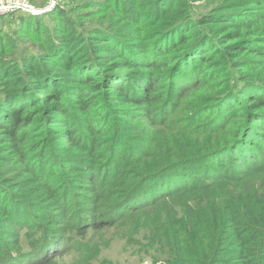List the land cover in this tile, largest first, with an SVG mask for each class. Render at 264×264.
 I'll use <instances>...</instances> for the list:
<instances>
[{"label": "trees", "instance_id": "trees-1", "mask_svg": "<svg viewBox=\"0 0 264 264\" xmlns=\"http://www.w3.org/2000/svg\"><path fill=\"white\" fill-rule=\"evenodd\" d=\"M65 1L8 13L0 264H264V0Z\"/></svg>", "mask_w": 264, "mask_h": 264}, {"label": "rangeland", "instance_id": "rangeland-1", "mask_svg": "<svg viewBox=\"0 0 264 264\" xmlns=\"http://www.w3.org/2000/svg\"><path fill=\"white\" fill-rule=\"evenodd\" d=\"M41 1H44L43 5L41 4L42 6L39 5ZM67 1L69 0L65 2ZM50 2L54 4L56 0H34L33 3L35 5L28 0V3L35 8H45ZM2 15L4 13L0 14V16ZM28 15L30 14H21L23 18H26ZM32 15H40V13H34ZM18 16L19 13L0 17V70L8 64L15 63L21 65V61L25 56H28L30 52H35L32 50L31 35L26 33L24 25L20 24L18 26V22L21 20ZM44 20L47 19L45 18ZM1 96L2 94L0 92V100L2 99ZM24 217H27V214ZM105 239L109 240L110 244L102 252L104 257L112 259L116 263L119 262V264H150L151 259L146 253L135 252L132 248L137 247L126 245L123 239L113 235L112 232L107 233Z\"/></svg>", "mask_w": 264, "mask_h": 264}, {"label": "built area", "instance_id": "built-area-1", "mask_svg": "<svg viewBox=\"0 0 264 264\" xmlns=\"http://www.w3.org/2000/svg\"><path fill=\"white\" fill-rule=\"evenodd\" d=\"M33 8L34 7L28 3V0H0V14L15 10L34 14Z\"/></svg>", "mask_w": 264, "mask_h": 264}, {"label": "water", "instance_id": "water-1", "mask_svg": "<svg viewBox=\"0 0 264 264\" xmlns=\"http://www.w3.org/2000/svg\"><path fill=\"white\" fill-rule=\"evenodd\" d=\"M53 5V2H50L49 5L45 8H33V12L34 13H42L45 12L46 10H49L51 8V6Z\"/></svg>", "mask_w": 264, "mask_h": 264}]
</instances>
